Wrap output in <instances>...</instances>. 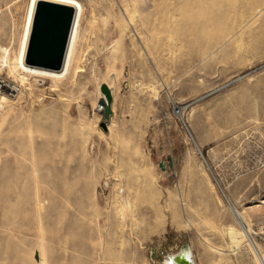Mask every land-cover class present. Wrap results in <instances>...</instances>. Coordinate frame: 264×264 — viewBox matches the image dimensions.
<instances>
[{
	"label": "rangeland",
	"instance_id": "rangeland-1",
	"mask_svg": "<svg viewBox=\"0 0 264 264\" xmlns=\"http://www.w3.org/2000/svg\"><path fill=\"white\" fill-rule=\"evenodd\" d=\"M79 1L70 79L0 71V264H264V0Z\"/></svg>",
	"mask_w": 264,
	"mask_h": 264
},
{
	"label": "water",
	"instance_id": "water-1",
	"mask_svg": "<svg viewBox=\"0 0 264 264\" xmlns=\"http://www.w3.org/2000/svg\"><path fill=\"white\" fill-rule=\"evenodd\" d=\"M75 8L70 4L49 0H38L35 4L25 62L31 66L49 70H60L63 65L71 28L75 18ZM102 103L106 119L111 114L110 95ZM165 264H193L189 246L169 255Z\"/></svg>",
	"mask_w": 264,
	"mask_h": 264
},
{
	"label": "bare ground",
	"instance_id": "bare-ground-1",
	"mask_svg": "<svg viewBox=\"0 0 264 264\" xmlns=\"http://www.w3.org/2000/svg\"><path fill=\"white\" fill-rule=\"evenodd\" d=\"M37 1L38 0H28L27 2L26 13H25L24 21H23L22 34L20 37L17 54L15 53L16 56L14 55L15 57L12 58V60H8L7 59L8 56L6 57L5 54L2 55V57L0 58V71H2V68L5 71V78L1 80L2 88L8 89L11 92L20 91L19 89L26 87V86L29 87L30 90H32L33 86L35 85H33L31 81H29L28 79L29 77L49 79L52 82V87H53L56 85V83L60 81H64L66 80V78H69L68 76L72 73V70H74V68L77 67L78 44H79V38H80V32H81V21L83 20L82 16L84 12L83 5L81 4L79 0H49V1L59 2V3L70 4L74 6L76 10L75 18H74L73 25L71 28V33H70V37L68 40L67 49H66V53L64 56L63 65L61 69L60 70H49V69L37 68L25 62V50H26L29 31L31 27L33 12H34L35 4ZM6 100H7V97L0 93V109L4 107V103ZM237 215H238V218H240V215L238 212H237ZM262 257H264V255H262Z\"/></svg>",
	"mask_w": 264,
	"mask_h": 264
}]
</instances>
